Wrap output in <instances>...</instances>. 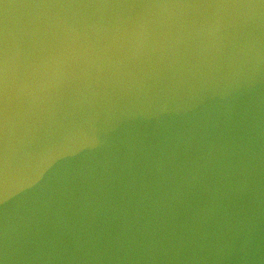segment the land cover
Masks as SVG:
<instances>
[{
    "label": "water",
    "instance_id": "95a60500",
    "mask_svg": "<svg viewBox=\"0 0 264 264\" xmlns=\"http://www.w3.org/2000/svg\"><path fill=\"white\" fill-rule=\"evenodd\" d=\"M0 264H64L30 121L14 0H0Z\"/></svg>",
    "mask_w": 264,
    "mask_h": 264
}]
</instances>
